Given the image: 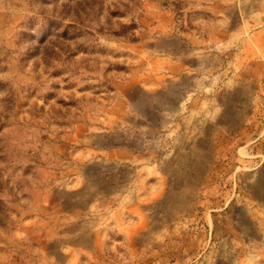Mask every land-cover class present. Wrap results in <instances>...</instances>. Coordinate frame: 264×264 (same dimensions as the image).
Segmentation results:
<instances>
[{"label":"rangeland","instance_id":"rangeland-1","mask_svg":"<svg viewBox=\"0 0 264 264\" xmlns=\"http://www.w3.org/2000/svg\"><path fill=\"white\" fill-rule=\"evenodd\" d=\"M0 264H264V0H0Z\"/></svg>","mask_w":264,"mask_h":264},{"label":"crops","instance_id":"crops-1","mask_svg":"<svg viewBox=\"0 0 264 264\" xmlns=\"http://www.w3.org/2000/svg\"><path fill=\"white\" fill-rule=\"evenodd\" d=\"M118 152L122 153L124 157H126V155L130 158L136 157V155H134L132 151H129L127 149H120Z\"/></svg>","mask_w":264,"mask_h":264}]
</instances>
